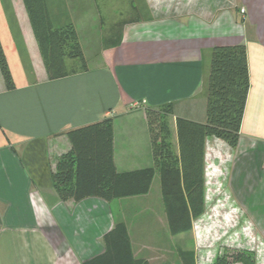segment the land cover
<instances>
[{
    "label": "crops",
    "instance_id": "0c3cea01",
    "mask_svg": "<svg viewBox=\"0 0 264 264\" xmlns=\"http://www.w3.org/2000/svg\"><path fill=\"white\" fill-rule=\"evenodd\" d=\"M224 1L186 0L180 16L143 11L116 37L109 33L97 62L87 64L86 71L67 60L68 69L76 72L50 80L23 0H0V31L16 62L14 70L10 66L13 89H6L0 72V264H82L114 247L121 252V239H104L118 222L125 224L132 256L142 264L186 262L182 256L189 257L194 246L192 227L170 232L158 170L146 193L111 201H61L51 173L71 147L65 131L105 117L113 119L116 170L153 167L145 109L166 103L173 105L169 126L178 153L176 117L206 120V81L217 45H245L249 89L237 145L205 139L202 178L209 156V179L221 178L218 167L226 162L219 158L229 152L226 187L264 237V0H232L226 6ZM210 144L217 150L207 157ZM195 162L198 181V154ZM209 191L202 220L209 239L217 242L224 239L225 228L230 233L238 225L240 215L232 204L228 216L219 203L210 208ZM249 229L239 228L228 242L251 245ZM187 261L191 264L192 258Z\"/></svg>",
    "mask_w": 264,
    "mask_h": 264
},
{
    "label": "trees",
    "instance_id": "16d2710c",
    "mask_svg": "<svg viewBox=\"0 0 264 264\" xmlns=\"http://www.w3.org/2000/svg\"><path fill=\"white\" fill-rule=\"evenodd\" d=\"M34 37L38 43L48 79H58L76 72L68 69L66 61L79 63V70L88 69L78 34L72 23L55 26L46 0H23ZM138 16L122 20L112 29V38ZM115 25V26H117ZM0 72L6 89L15 87L7 59L0 43ZM249 89L246 47L243 44L217 45L211 49L210 69L206 81V120L195 122L176 117L178 153L171 142L169 117L172 103L146 108L145 115L150 137L153 167L118 172L113 161V119L71 128L65 131L71 147L56 160L51 173L54 190L61 201H79L99 197L106 201L144 194L148 191L155 170L160 174L161 193L168 217L170 232L177 234L192 227V220L204 212L203 155L205 139L214 137L234 148L239 139L240 126ZM196 154L199 156L200 179L197 181ZM125 243L121 252L114 249L82 264H142L130 250L126 226L115 224L104 236ZM122 243V244H123ZM124 247V246H123ZM182 258L188 264L189 257ZM192 258V255H191ZM234 260L254 264L250 256L241 253ZM215 264H228L226 257H218Z\"/></svg>",
    "mask_w": 264,
    "mask_h": 264
},
{
    "label": "rangeland",
    "instance_id": "374dc122",
    "mask_svg": "<svg viewBox=\"0 0 264 264\" xmlns=\"http://www.w3.org/2000/svg\"><path fill=\"white\" fill-rule=\"evenodd\" d=\"M46 3L48 5L50 17L55 26H60L65 23H72L75 26L79 43L87 60L86 64L89 66L97 62V56L99 55L98 53L104 39L109 36V33L112 32L114 27H119L117 24L120 21L128 20L136 16L139 17L143 11L145 13L154 10L163 14L180 16L179 14L184 13L187 6L186 0H46ZM223 3H225L226 6L227 4H232V0H225ZM1 37L3 38V42L0 39V43L11 72V68L14 70L12 63L14 62L13 55L4 39L5 37L2 31H0V38ZM18 52L20 56H23V51L18 50ZM15 63L16 62H14V65ZM18 63L20 64L19 61ZM216 150L217 148L215 149L214 145L210 144L207 150L208 156L214 154ZM219 159L226 162L221 167H218L222 172V176L221 178L210 180V185H207V187L205 186L204 196L205 194L208 195V190H206V188H209L208 206L210 205L211 208V205L216 206V203H219L220 207H222L221 210L223 209L224 214L228 216L230 215V204H232V209L237 211L240 215V219L238 225L234 226L230 233H227V230L229 232L230 228H225L224 231H226V234L223 240L216 242L215 238L211 236L213 239V241H211L208 237L210 234L204 231L207 224L202 220L204 218L202 217L203 214L208 213L207 204H205L203 214L192 222L191 231L194 237V246L189 256L191 257L192 255L191 264H215L216 259L222 256L226 257L228 264H242L234 260V257L241 253L250 256L254 264H264V237L254 229L251 222L244 216L243 210L233 201L226 187L230 153L226 151L225 154L223 153L222 158L220 157ZM212 163V157L209 156L206 166L208 167L212 165ZM214 164L217 165V159ZM225 175L226 177L224 178ZM212 185L215 188L213 191L210 187ZM209 214L211 215V209ZM234 217L236 216L234 215ZM247 226L250 227L247 232L248 240L253 241V243L249 246L242 245L233 247L231 243L228 242L229 235L233 234L235 231L238 232L239 228L243 229ZM207 250L211 251L208 256L206 255ZM175 259L177 258L175 257Z\"/></svg>",
    "mask_w": 264,
    "mask_h": 264
},
{
    "label": "built area",
    "instance_id": "2783aa9c",
    "mask_svg": "<svg viewBox=\"0 0 264 264\" xmlns=\"http://www.w3.org/2000/svg\"><path fill=\"white\" fill-rule=\"evenodd\" d=\"M244 12V9H241V13H243ZM207 155V157H208V154H206ZM206 157V158H207ZM226 177V175L224 176V178ZM210 180L211 179H209V176H208V167L207 166H205V169H204V187L206 186L207 187V183H208V181L210 182ZM206 190H208L207 188H206ZM207 198V195L205 194V196H204V203H205V199Z\"/></svg>",
    "mask_w": 264,
    "mask_h": 264
}]
</instances>
